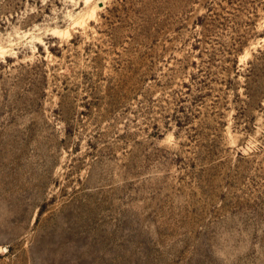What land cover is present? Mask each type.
Masks as SVG:
<instances>
[{
  "label": "rangeland",
  "instance_id": "obj_1",
  "mask_svg": "<svg viewBox=\"0 0 264 264\" xmlns=\"http://www.w3.org/2000/svg\"><path fill=\"white\" fill-rule=\"evenodd\" d=\"M0 264H264V0H0Z\"/></svg>",
  "mask_w": 264,
  "mask_h": 264
},
{
  "label": "trees",
  "instance_id": "obj_2",
  "mask_svg": "<svg viewBox=\"0 0 264 264\" xmlns=\"http://www.w3.org/2000/svg\"><path fill=\"white\" fill-rule=\"evenodd\" d=\"M231 63H233V65L231 66V70L237 71V60L232 61ZM211 78H212L211 74H206L204 79H202L199 76H194L192 79V86L195 85V86H199L200 88H205L206 86H208V84L212 83L211 80L210 82H208V80ZM249 96H250V99H253L252 95H249ZM198 98L201 99V97H198ZM198 98H197V101L199 100Z\"/></svg>",
  "mask_w": 264,
  "mask_h": 264
}]
</instances>
